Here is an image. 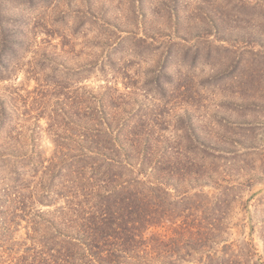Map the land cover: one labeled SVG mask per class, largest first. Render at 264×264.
<instances>
[{"label":"rangeland","instance_id":"1","mask_svg":"<svg viewBox=\"0 0 264 264\" xmlns=\"http://www.w3.org/2000/svg\"><path fill=\"white\" fill-rule=\"evenodd\" d=\"M95 133L220 232L213 252L264 264V0H0V246Z\"/></svg>","mask_w":264,"mask_h":264},{"label":"trees","instance_id":"2","mask_svg":"<svg viewBox=\"0 0 264 264\" xmlns=\"http://www.w3.org/2000/svg\"><path fill=\"white\" fill-rule=\"evenodd\" d=\"M91 137L107 144L72 145L54 161L50 183L36 201L50 209L49 217L30 223L32 236L17 240L10 237L14 229L2 230L0 264H250L252 244L235 245V251L234 244H224L221 253L213 252L217 229L200 226L191 207L181 205L175 213L181 201L167 208L164 185L146 180V165L115 160L112 134ZM17 193L5 198L22 214L28 202ZM240 246L247 247L243 260Z\"/></svg>","mask_w":264,"mask_h":264}]
</instances>
